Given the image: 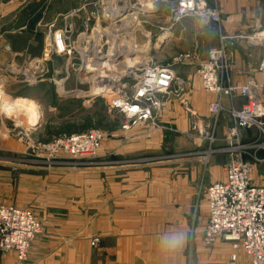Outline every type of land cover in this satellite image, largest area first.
I'll use <instances>...</instances> for the list:
<instances>
[{"label": "crops", "instance_id": "crops-1", "mask_svg": "<svg viewBox=\"0 0 264 264\" xmlns=\"http://www.w3.org/2000/svg\"><path fill=\"white\" fill-rule=\"evenodd\" d=\"M72 1L74 8L68 11L64 9L68 0H0V62L15 54L11 39L33 35L37 23L33 21L34 10L40 11L41 22L44 19L40 33L49 24L59 27L72 23L76 28V22L66 19L73 15L79 20L95 9L98 0ZM205 2L211 7V0ZM218 5V24L207 18H186L176 25H195V37L188 47L201 58L218 45L220 34H247L258 18L255 25L264 29V0H218ZM60 16L63 20L56 23ZM245 45L243 40L235 42L236 69L243 73L239 79L250 75L263 82L264 71H258V67L264 48L247 51ZM253 51L263 53L254 59V65ZM195 70V66L178 68V73L191 84L182 97L206 119L207 105L214 95L201 90ZM242 101L234 99L236 106ZM223 103L229 104L227 98H223ZM158 117L180 132L188 128L178 99L165 102ZM220 117L223 125L219 122L217 135H224L230 119L226 114ZM117 131L125 139L103 142L98 161L92 164L75 165L64 159L52 165L42 164L44 179L57 184L56 190L42 192V197L51 202L46 206L39 204V209L34 210L45 233L32 241L25 262L17 261L13 252H8L0 256V264H227L232 253L236 256L234 264H248L240 248L233 250L223 240L205 245L200 233L193 234L190 219L197 196L193 184L201 179L200 164L193 165L190 159L174 160L175 165L160 159L149 160L154 156L151 152L160 151L161 132L144 121H137L128 131ZM214 178L213 182L222 180L223 173ZM173 229L183 231L186 241L179 250L163 252L159 237ZM94 237L99 242L92 246Z\"/></svg>", "mask_w": 264, "mask_h": 264}, {"label": "rangeland", "instance_id": "rangeland-1", "mask_svg": "<svg viewBox=\"0 0 264 264\" xmlns=\"http://www.w3.org/2000/svg\"><path fill=\"white\" fill-rule=\"evenodd\" d=\"M66 3L68 5L64 9L71 11L74 8H72L73 1L68 0ZM169 3L143 4L140 0H98L95 9H93L96 10L95 18L83 27V17L79 20L75 19L76 16L73 15L67 18L66 20L69 22H76V28H73L70 34V42L75 46V49L70 55L68 65H65L67 56L57 53L53 47H48L49 53L46 60L43 59L47 25L45 31L38 32L44 19L41 22L40 11L34 10L33 21L37 23L34 26L33 35H20L21 37L11 39L10 44L17 56L18 65H23L26 62H32L31 64L41 62V65L33 70L35 82L27 84L22 76H15L4 83V91L0 89V106L3 108L11 104H9L10 98L26 97V101L30 104H22L31 105L32 110L30 108L24 110L23 105L14 101L10 107L15 108L16 112H12L14 110H8L5 113L0 112L1 128L4 127L3 124L10 126L11 121L21 124L35 120L33 123L36 125L32 133L33 143H48L62 134L81 133L90 129L99 130L106 135V138L100 142L99 148L108 139H125V136L120 137L121 134L117 131L123 117L117 112L108 111L106 97L115 91V87L119 83L126 82L128 87L135 82L134 67L144 66L146 63L167 66L170 64L172 56L192 49V47H188L195 37V25L192 23H188L184 27H174L172 29L173 35L169 36L166 33L162 37L164 42L161 41V35L165 31L163 29L169 25ZM128 7L131 10L126 11L116 19V16L122 10H127ZM52 9L50 8L49 12ZM112 9H114L113 12ZM124 17L125 19L119 21ZM58 18L56 23L61 22L62 17ZM258 19L254 20L253 28L259 27L255 25V22L259 21ZM251 32L252 30L247 34ZM171 39L173 40L171 41ZM160 42H162L161 45H159ZM245 46L247 51L258 47ZM262 55V52L257 54V51H253L252 65L255 63L254 59L262 57ZM139 57L140 62L138 61ZM111 58L114 60L107 62V59ZM133 59L134 61H132ZM4 62L1 61L0 66H3ZM186 66L189 65L181 66L180 70ZM242 74V72L238 73L237 70H233L228 79L234 82H243L244 79H239ZM81 79L83 80L80 81ZM100 80H102L101 83ZM61 85L63 86L60 87ZM67 90H76L77 93L63 96V92ZM85 92L87 95H82ZM21 99L25 100V98ZM223 105L226 106L225 103ZM192 110L194 116H189L181 110L185 114L188 124V128L183 129L186 130L185 132H180L172 123L160 120L159 117L158 120L165 124L166 128L157 130L150 126L151 129L161 132L162 146L159 152H151L154 156H151L149 160L160 159V161H169L170 163H166L168 165H175L174 160L190 159L193 165L200 164L202 176L193 184L197 196L193 215L190 219L193 234H199V230L206 219L205 189L208 184L215 180L216 175H222L223 166L229 159L225 141L226 131L224 135L222 133L217 135L219 122L223 125L220 115L226 114L228 116V114L226 111H222L217 117L218 120L214 129L212 127L205 128L201 135L189 138L186 132H189L190 129V119L198 121L199 127H202L200 124L209 118V115L205 119L197 111ZM7 112H10V115ZM33 116L34 118L31 120ZM231 124L230 119V124L226 129ZM113 132L119 135L113 138L111 137ZM1 136V140H3L5 135L2 134ZM239 139L241 144L246 145V149L260 158V161L253 165L252 179L254 184L264 186L263 133L256 127L250 130H240ZM258 145L259 147H256ZM2 146L3 150H0V200L6 204L27 208L33 213L35 209H39V204L43 203L46 206L48 202H51L44 196L42 197V192L56 190L57 184L50 182L48 178L44 179L43 176L46 173L42 169V164L52 165V163L57 162V159H53L52 163L44 162L45 159L41 158L35 159L29 155L32 154V150L21 154L19 153V150L22 149L21 146L13 139H10L7 144L3 143ZM9 148L15 149L16 152H9ZM98 152L95 158L83 160L89 162H84L81 165L94 163L97 160ZM244 158L248 159L246 155ZM41 174L43 175L40 176ZM15 259L19 261L16 257Z\"/></svg>", "mask_w": 264, "mask_h": 264}, {"label": "built area", "instance_id": "built-area-1", "mask_svg": "<svg viewBox=\"0 0 264 264\" xmlns=\"http://www.w3.org/2000/svg\"><path fill=\"white\" fill-rule=\"evenodd\" d=\"M140 1L143 4L170 2V0ZM211 2V7H208L205 0H172L168 10L169 25L163 29L165 31L161 37L166 33L171 36L174 26L186 18H207L218 24L220 21L218 0ZM95 13L96 10L86 13L82 27L95 18ZM121 20L122 18L119 21ZM73 28L72 23H65L59 27L47 25L44 60L49 48L53 47L57 53L67 56L65 65H68L70 55L75 49L70 42ZM237 40H243L247 46L264 48V29L254 27L249 34H220L218 45L210 48L203 58L194 49H190L172 56L167 66L146 63L144 66L134 67L135 82L128 87L126 82L119 83L115 91L106 97V107L109 112L122 115L123 121L118 127L121 131H128L137 121H144L157 130L165 129L166 125L158 120V115L164 103L170 99H178L181 110L189 116H194L190 104L182 97L191 84L188 78L178 73V68L183 65L195 66L201 90L213 94L214 99L207 106L208 120L203 121V124H200L202 127H199L198 121L190 119V129L186 135L194 138L201 135L205 128L214 129L217 117L222 111H226L232 122L226 129L225 141L229 159L222 169L223 179L210 183L205 189L206 220L199 230L201 240L205 245L223 240L230 243L233 250L240 248L247 257L248 264H264V186L254 184L252 179L253 165L260 161V158L246 149V145L241 144L239 139L240 130H250L253 127L264 135V81H257L250 75L243 82L228 79L231 72L237 70L235 61ZM16 57V54H11L3 66H0V89L3 91L4 83L15 76H22L27 84L35 82L33 70L41 65V62L18 65ZM258 71H264V58ZM237 72L241 73L240 70ZM236 97L243 100L238 107L234 105ZM223 98H227L228 105H223ZM1 124L0 150H3V143L7 144L13 139L22 148L19 153L24 154L32 150L30 156L45 159L42 161L47 163H52L56 159L57 161L64 159L75 165L89 162L83 160L95 158L100 142L106 138L99 130L90 129L81 133L62 134L48 143H33L32 133L36 125L33 122L16 124L11 121L10 126L3 124V129ZM1 133L5 135L3 140ZM117 136L116 132L111 134L113 138ZM9 152L16 150L9 148ZM244 155L248 159H245ZM44 232V224L31 210L0 200V255L13 252L19 261H25L32 241ZM98 242V238L94 237L90 245ZM235 257L234 253L230 254L227 264H234Z\"/></svg>", "mask_w": 264, "mask_h": 264}, {"label": "clouds", "instance_id": "clouds-1", "mask_svg": "<svg viewBox=\"0 0 264 264\" xmlns=\"http://www.w3.org/2000/svg\"><path fill=\"white\" fill-rule=\"evenodd\" d=\"M186 241V236L183 231L169 230L159 237V248L163 252H172L183 247Z\"/></svg>", "mask_w": 264, "mask_h": 264}, {"label": "bare ground", "instance_id": "bare-ground-1", "mask_svg": "<svg viewBox=\"0 0 264 264\" xmlns=\"http://www.w3.org/2000/svg\"><path fill=\"white\" fill-rule=\"evenodd\" d=\"M123 19H125V17L124 18H122V20ZM136 26H137V24H136ZM124 27V26H123ZM128 28V27H127ZM126 34V33H125ZM83 37V36H82ZM161 41H163V38H162V40ZM112 55H115V54H112ZM84 58V57H83ZM136 59V58H135ZM139 59H140V57L138 58V61H139ZM112 60H114V59H107V62H110V61H112ZM141 60V59H140ZM132 61H134V59L132 60ZM140 62V61H139ZM145 62H147V61H145ZM135 63H136V60H135ZM98 64V63H97ZM91 65V64H90ZM109 65V64H108ZM94 66V65H93ZM105 66V65H104ZM102 85V84H101ZM9 101H11V102H9V104L10 105H8V106H4V108L2 107V106H0V112L2 113V111H3V113H5L6 111H10V110H14V111H12V112H16V110H15V108H13V107H10V106H12V104H14V101H18V104H21V105H23V104H30V103H28L26 100H24V99H21V98H10L9 99ZM23 103V104H22ZM31 106V105H30ZM30 106H28V105H23V107H24V110H27V109H29L30 108ZM7 108V109H6ZM6 109V110H5ZM31 109V108H30ZM32 110V109H31ZM34 112L36 113V110H34ZM7 114L8 115H10V112H7ZM35 116V115H34ZM34 116L31 118V120H33V118H34ZM35 121V120H34ZM33 121V122H34Z\"/></svg>", "mask_w": 264, "mask_h": 264}, {"label": "water", "instance_id": "water-1", "mask_svg": "<svg viewBox=\"0 0 264 264\" xmlns=\"http://www.w3.org/2000/svg\"><path fill=\"white\" fill-rule=\"evenodd\" d=\"M129 10H131L130 7H128L127 10H122V12L119 13V14L116 16V19L119 18V17H121L126 11H129ZM159 45H161V43H159ZM87 53H88V52H87ZM63 93H64L63 96H70V95H73V94L77 93V91H76V90H67V91H65V92H63ZM82 95H87V94H86V92H85V93H82Z\"/></svg>", "mask_w": 264, "mask_h": 264}]
</instances>
